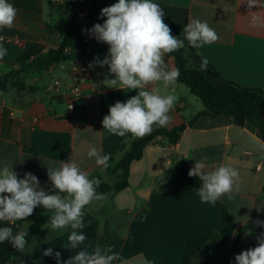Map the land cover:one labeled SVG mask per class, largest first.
<instances>
[{
  "label": "crops",
  "instance_id": "crops-1",
  "mask_svg": "<svg viewBox=\"0 0 264 264\" xmlns=\"http://www.w3.org/2000/svg\"><path fill=\"white\" fill-rule=\"evenodd\" d=\"M105 1L111 5L118 2ZM9 2L17 15L11 28L0 30V43L8 50L0 60V71L12 68L24 52L57 47L65 36L59 30L63 23L47 21V0ZM153 3L169 7L177 23L186 26L191 20L199 19L216 31V42L197 48L218 72L216 86L222 87L228 80L264 92V0H255L251 8L247 6L248 0H153ZM84 25H88L87 30L94 26ZM82 27L81 34L78 32L74 44L64 51L57 64L40 74H24L25 85L37 87L34 94L0 93V167H12L20 179L25 173H32L49 194L58 190L53 189L48 179V167L55 168L69 161L79 164L88 175L98 174L107 183L114 184L120 173L112 174L111 169L136 139L130 134L119 137L103 129L102 120L109 108L118 101L126 102L138 90L109 88L103 83L106 77L114 79L115 75L109 72L108 66L96 64L90 68L89 64L96 59L103 60L109 45L93 36L90 45L83 44L82 37L87 30ZM191 57L194 59L193 54ZM84 64L88 67L86 77L79 70ZM164 66L168 71L177 69L169 53L164 56ZM177 79L168 88L162 82L146 88L149 91L158 88L161 95L177 97L168 113L169 122L164 126L153 125V130L174 128L203 110L202 103ZM56 80L61 83L60 91L46 92ZM76 86L81 97L69 115L68 90ZM41 99L44 104H40ZM233 125L234 121L225 116L200 118L182 133L176 145L167 144L161 137L157 140L162 144L148 145L143 157L130 166V186L119 193L109 192L105 199L93 201L83 211L85 227L77 231H82L87 239L80 248L93 251L98 247V238L105 226L116 233L108 249L118 253L119 259L112 264H187L198 246L215 232L228 242H235L240 228L253 217L255 201L264 189V176H261L260 156L244 153L228 138V129ZM245 128L260 139L255 128ZM90 144L100 149L102 155L109 156L107 167L87 157ZM182 158L187 160L190 169L196 161H202L205 172L221 164L230 165L239 172L240 191L233 192L231 199L228 195L221 196L212 205L202 203L196 189L180 181L161 190ZM259 163L262 167L257 169ZM52 215L34 235L32 248L26 253L27 264H57L55 252L61 253L63 262L79 250L66 248L70 227L50 229L48 221ZM29 224L27 218L15 223L0 221V228L11 227L15 234ZM262 233L264 227L256 232L246 231L242 243L257 244V237ZM8 244L7 241L0 243V264L10 262ZM49 247L53 255L44 256V250Z\"/></svg>",
  "mask_w": 264,
  "mask_h": 264
},
{
  "label": "clouds",
  "instance_id": "clouds-1",
  "mask_svg": "<svg viewBox=\"0 0 264 264\" xmlns=\"http://www.w3.org/2000/svg\"><path fill=\"white\" fill-rule=\"evenodd\" d=\"M255 5V0H248V7ZM17 10L9 0H0V30L11 28L15 22ZM164 11L153 0H118L101 10L106 17L103 24H95L87 30L98 42L109 45L108 55L89 64L100 67L108 66L114 79L105 78L103 83L109 88L138 90L126 102H116L109 108V113L102 120L107 132L125 137L142 138L150 134L153 125L164 126L170 117L168 113L174 107L177 97L171 94L161 95L159 89L146 90L150 84L162 82L165 88L173 85L179 76V70L168 71L164 66V56L184 46V41L172 35L170 27L164 22ZM185 39L194 48L217 41L218 35L209 24L199 19L191 20L183 29ZM8 50L0 43V60ZM201 69L207 67L204 59ZM89 159L94 158L97 165L108 166L109 156L102 155L100 149L89 145ZM202 161H196L188 175L196 176L202 185L196 189L202 203L215 205L224 195L232 198L233 192L240 191V176L237 169L221 164L213 171L205 172ZM48 179L56 191L49 194L40 187L38 178L32 173H25L18 178L12 167H0V221L25 220L31 216L37 206H42L53 213L48 224L52 231L71 228L68 235V249H79L67 261H61V253H54L57 264H112L119 259V254L109 248L96 247L93 251L81 249L87 239L78 229L85 227L83 209L93 201L105 199L97 193L99 180L90 179L74 161L61 163L58 167H48ZM63 194V195H62ZM264 227V221H257ZM27 231L15 234L11 227L0 228V243H11L13 248L23 251L28 243ZM44 256H52L53 249L47 248ZM236 264H264V233L257 237V246L244 250L235 256ZM126 264V262H125Z\"/></svg>",
  "mask_w": 264,
  "mask_h": 264
},
{
  "label": "trees",
  "instance_id": "trees-1",
  "mask_svg": "<svg viewBox=\"0 0 264 264\" xmlns=\"http://www.w3.org/2000/svg\"><path fill=\"white\" fill-rule=\"evenodd\" d=\"M164 11V22L170 27L172 35L184 41V46L176 51L169 53L176 62L179 70L178 82L189 88L190 92L202 103L203 110L186 119L182 124L171 129L157 128L150 134L136 138L131 141L129 150L123 155L120 161L113 168V173H120L119 179L114 184L101 181L102 177L98 174H89V178L99 180V186L96 188L97 193L105 196L109 192L119 193L130 186V166L134 161L143 157L144 149L153 143H161L158 138H164L169 145H176L182 133L194 126L200 118H216L225 116L234 121L235 125L245 128L250 125L258 131L259 137L264 141V92L258 88H248L238 85L231 81H226L222 87L216 86L215 82L219 77L218 72L207 63L205 69L200 65L203 57L198 53L197 48L192 47L185 39L183 29L185 25L175 22L171 15L169 7L159 4ZM50 8L54 7L52 0H47ZM92 6L103 8L111 6L105 0H93ZM95 24H103L106 17H94ZM75 22V21H74ZM94 24V25H95ZM79 29L78 23H74ZM81 26V25H80ZM81 28V27H80ZM80 30V29H79ZM76 29L70 30L62 38L55 48H36L22 53L13 64L12 68L0 71V93H28L34 94L37 91L35 86H26L22 77L26 72L43 73L50 67L60 61L61 55L66 49L74 44L78 37ZM194 55V59L191 57ZM195 60L196 62L194 63ZM16 66V67H15ZM123 145L119 148L121 149ZM190 166L186 159L182 158L177 161L171 173L170 180L164 183L161 190L170 187L174 181H180L186 186L198 189L201 186L199 177H190L188 172ZM87 206L83 209V211ZM53 214L42 206H37L31 216L27 217L30 224L22 229L27 231V244L21 252L8 244L11 252L9 264H27V251L32 248V242L36 232L46 223L49 215ZM246 234L244 228H240L235 242H228L221 234L215 232L206 241L198 246L195 254L187 264H236L235 256L244 250L257 246L255 243H242V238ZM116 233L105 226L98 238V247L107 250L110 243L115 238ZM225 249L220 254H211L206 256L208 251Z\"/></svg>",
  "mask_w": 264,
  "mask_h": 264
},
{
  "label": "built area",
  "instance_id": "built-area-1",
  "mask_svg": "<svg viewBox=\"0 0 264 264\" xmlns=\"http://www.w3.org/2000/svg\"><path fill=\"white\" fill-rule=\"evenodd\" d=\"M54 5H63L69 8L72 12L74 21L80 25L89 24L93 26L95 24L94 17L100 16V7H93V0H52ZM92 39V34L86 31L82 37V43L85 45H90ZM80 71H82L83 76H88V67L86 64L81 65ZM79 71V72H80ZM61 83L59 80H56L51 85L46 88L48 93H58L60 91ZM81 97V92L78 86L68 90V105H67V114H73L77 101ZM262 167V163L257 165V169Z\"/></svg>",
  "mask_w": 264,
  "mask_h": 264
},
{
  "label": "water",
  "instance_id": "water-1",
  "mask_svg": "<svg viewBox=\"0 0 264 264\" xmlns=\"http://www.w3.org/2000/svg\"><path fill=\"white\" fill-rule=\"evenodd\" d=\"M228 138L237 143L246 154H253L264 158V143L258 137L250 133L246 128L233 125L228 129ZM264 190L255 201L254 214L250 222L244 227L245 231H259L263 227L257 221H264Z\"/></svg>",
  "mask_w": 264,
  "mask_h": 264
},
{
  "label": "rangeland",
  "instance_id": "rangeland-1",
  "mask_svg": "<svg viewBox=\"0 0 264 264\" xmlns=\"http://www.w3.org/2000/svg\"><path fill=\"white\" fill-rule=\"evenodd\" d=\"M46 16H48L47 17V19H48L47 21L49 23H52V20L54 21V24H57V25L63 23L62 26L61 25L59 26V30L62 33V36H64L67 32H69L72 29H76L81 34V29H80L81 26L78 24L79 25V29H80L79 30V29H77V25H74V23H75L74 22V17H73V14L69 10L68 7L63 6V5H54L53 8L48 7L46 9ZM82 26H83L82 28H83L84 31L89 28L88 25H84L83 24ZM22 81L24 82V75L22 77ZM40 104H44V101H42V99L40 100ZM248 127L253 128L250 125H248ZM259 162L263 163V171L261 172V176H264V158L259 157ZM113 168L111 169L112 174H114L113 173ZM114 177L116 178V176L112 175V178H114ZM101 181H105V179L102 178ZM223 251H225V249L224 250L223 249H219V250H215V251L214 250L213 251H208L206 253V256H209L211 254H220Z\"/></svg>",
  "mask_w": 264,
  "mask_h": 264
}]
</instances>
